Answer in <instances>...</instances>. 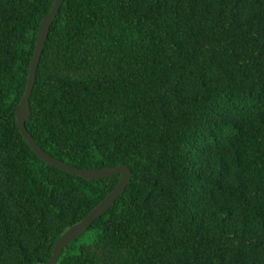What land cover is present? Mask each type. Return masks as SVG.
<instances>
[{"label":"trees","instance_id":"16d2710c","mask_svg":"<svg viewBox=\"0 0 264 264\" xmlns=\"http://www.w3.org/2000/svg\"><path fill=\"white\" fill-rule=\"evenodd\" d=\"M54 0H0V264H46L117 185L19 129ZM26 127L132 178L57 264H264V0H64Z\"/></svg>","mask_w":264,"mask_h":264},{"label":"water","instance_id":"95a60500","mask_svg":"<svg viewBox=\"0 0 264 264\" xmlns=\"http://www.w3.org/2000/svg\"><path fill=\"white\" fill-rule=\"evenodd\" d=\"M63 1L64 0H54L51 10L43 17L41 21L35 50L31 60L30 71L27 78V85L21 97L20 103L16 107V117L19 129L28 141V143L31 145L33 150L36 152V154L40 158L57 167H60L67 171H71L89 179H97L114 174H121V177L114 189L109 192L99 204H97L82 220L72 225L57 239L54 245L53 253L49 260L46 262V264H57V260L62 252V249L70 241L82 235L89 228V226L93 223L94 220L99 218L108 210V208L113 204V202L125 190L127 184L132 178V170L125 163H120L116 166H108L103 168H82L65 162L64 160H61L60 158L44 150L26 127V120L31 115L30 97L35 84L40 58L45 46L46 39L50 32V27L58 11L60 10Z\"/></svg>","mask_w":264,"mask_h":264}]
</instances>
